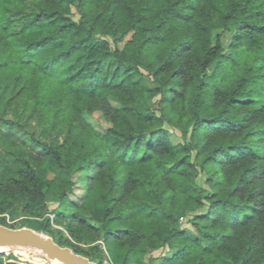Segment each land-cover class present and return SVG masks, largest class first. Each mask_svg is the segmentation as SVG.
I'll use <instances>...</instances> for the list:
<instances>
[{
  "label": "trees",
  "instance_id": "1",
  "mask_svg": "<svg viewBox=\"0 0 264 264\" xmlns=\"http://www.w3.org/2000/svg\"><path fill=\"white\" fill-rule=\"evenodd\" d=\"M0 215L97 264H264V0H0Z\"/></svg>",
  "mask_w": 264,
  "mask_h": 264
},
{
  "label": "water",
  "instance_id": "2",
  "mask_svg": "<svg viewBox=\"0 0 264 264\" xmlns=\"http://www.w3.org/2000/svg\"><path fill=\"white\" fill-rule=\"evenodd\" d=\"M15 249L34 251L45 256L51 263L97 264L70 247L61 246L53 237L43 232L29 227L11 228L0 225V253Z\"/></svg>",
  "mask_w": 264,
  "mask_h": 264
},
{
  "label": "rangeland",
  "instance_id": "3",
  "mask_svg": "<svg viewBox=\"0 0 264 264\" xmlns=\"http://www.w3.org/2000/svg\"><path fill=\"white\" fill-rule=\"evenodd\" d=\"M75 18L77 19L78 18V15L75 16ZM231 38H232V34L229 33L226 35V42L227 41H231ZM123 45V44H122ZM145 75L147 76V73H145ZM147 81V84L148 85H151V79H149L148 77H146L145 79ZM153 85V84H152ZM75 98H78V96H75ZM112 105H115V103L112 102ZM100 108L101 110L103 109L107 111V108H106V105H102L100 104ZM86 117L88 118V121L98 130V131H102L104 132L105 129L109 126V121H106L105 119H103L99 113H93V114H86ZM201 182L203 181V178H200ZM89 182V180L87 181V183ZM84 186H86V183H84ZM28 219H30V217H22L20 219H17L15 221H11L10 220V217L8 215H0V221H5L8 225L10 226H13L14 228H22V227H27L29 225V223L27 222ZM51 219H52V222H53V219H54V216L51 215ZM96 225V224H95ZM52 230L54 231V234H55V237L58 239V240H61V241H70L71 243L75 244V245H79L81 248L83 249H90V247L92 245H94L95 243H91L92 242V239L95 237V231L93 229H88V230H82V233L80 232V235H81V239L79 241H77L76 239L72 238L68 232L64 229V227L62 226H58V225H55L53 224L52 225ZM43 232V231H41ZM45 233V232H43ZM49 236H51L50 234L48 233H45ZM52 237V236H51ZM97 243H101V241H98ZM102 246L104 248V244L102 243ZM20 252H23V253H30V254H33V255H38L40 256L41 254L39 253H36L34 251H30V250H22V249H15V250H7V251H4L3 253H14V254H19ZM167 252L168 250L166 249H159L155 252L152 253V260L153 261H149V256H145L146 257V262H143L142 264H160L161 263V259L163 257H165L167 255ZM6 260H8L6 258ZM52 264H55L54 262ZM104 264H110L108 263V261L106 260L104 262Z\"/></svg>",
  "mask_w": 264,
  "mask_h": 264
},
{
  "label": "bare ground",
  "instance_id": "4",
  "mask_svg": "<svg viewBox=\"0 0 264 264\" xmlns=\"http://www.w3.org/2000/svg\"><path fill=\"white\" fill-rule=\"evenodd\" d=\"M55 264H61V263H58V262H56V261H53Z\"/></svg>",
  "mask_w": 264,
  "mask_h": 264
}]
</instances>
